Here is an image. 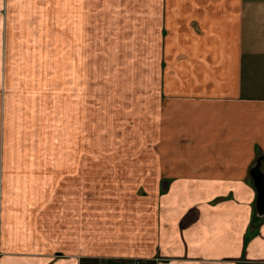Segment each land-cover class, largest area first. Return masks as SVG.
Segmentation results:
<instances>
[{
	"label": "crops",
	"instance_id": "obj_1",
	"mask_svg": "<svg viewBox=\"0 0 264 264\" xmlns=\"http://www.w3.org/2000/svg\"><path fill=\"white\" fill-rule=\"evenodd\" d=\"M104 16L156 28L164 111L139 174L156 185L84 201L80 160L36 141L51 123L37 56L58 36L65 60ZM0 132V264H264V1L0 0Z\"/></svg>",
	"mask_w": 264,
	"mask_h": 264
},
{
	"label": "rangeland",
	"instance_id": "obj_2",
	"mask_svg": "<svg viewBox=\"0 0 264 264\" xmlns=\"http://www.w3.org/2000/svg\"><path fill=\"white\" fill-rule=\"evenodd\" d=\"M115 18L84 22L81 37L67 38L65 60L58 52V36L45 39L50 53L37 56L46 77L50 71L51 123L50 129H34L36 141L50 139L52 159L80 160L84 201L93 192L141 194L156 185L139 174L160 141V42L155 27ZM60 141L67 143L66 150ZM33 153L48 157L46 150Z\"/></svg>",
	"mask_w": 264,
	"mask_h": 264
},
{
	"label": "water",
	"instance_id": "obj_3",
	"mask_svg": "<svg viewBox=\"0 0 264 264\" xmlns=\"http://www.w3.org/2000/svg\"><path fill=\"white\" fill-rule=\"evenodd\" d=\"M264 161V156L260 157L257 159L256 163H255V167L253 168V171H259L260 168V164ZM257 206L260 212L264 211V196H262L259 192V196H258V201H257Z\"/></svg>",
	"mask_w": 264,
	"mask_h": 264
},
{
	"label": "flooded vegetation",
	"instance_id": "obj_4",
	"mask_svg": "<svg viewBox=\"0 0 264 264\" xmlns=\"http://www.w3.org/2000/svg\"><path fill=\"white\" fill-rule=\"evenodd\" d=\"M261 192H262V196H264V190L261 189Z\"/></svg>",
	"mask_w": 264,
	"mask_h": 264
}]
</instances>
